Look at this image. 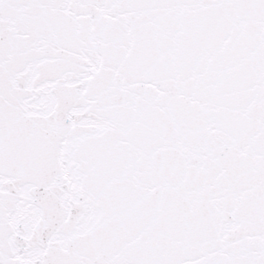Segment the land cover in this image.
Masks as SVG:
<instances>
[{
    "label": "snow or ice",
    "instance_id": "6c2138e0",
    "mask_svg": "<svg viewBox=\"0 0 264 264\" xmlns=\"http://www.w3.org/2000/svg\"><path fill=\"white\" fill-rule=\"evenodd\" d=\"M0 264H264V0H0Z\"/></svg>",
    "mask_w": 264,
    "mask_h": 264
}]
</instances>
